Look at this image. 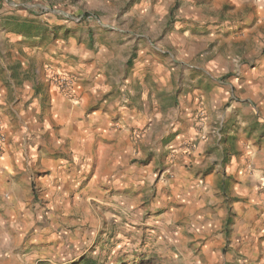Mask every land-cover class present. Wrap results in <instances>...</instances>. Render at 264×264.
<instances>
[{"label": "rangeland", "instance_id": "rangeland-1", "mask_svg": "<svg viewBox=\"0 0 264 264\" xmlns=\"http://www.w3.org/2000/svg\"><path fill=\"white\" fill-rule=\"evenodd\" d=\"M260 13L250 0H0V51L13 83V89H0V158L15 167L5 199L14 192L18 201L6 207L4 264H264V214L248 197L253 189L236 193L250 171L241 167L244 153L237 149L245 137L239 117L226 118L219 128L197 97V117L187 130L192 137L180 144L177 139L188 99L200 91L197 74L185 66L233 58L262 68ZM245 33L249 37L238 41ZM228 67L214 66L212 86L237 84L235 67ZM182 68L187 74L180 76ZM39 74L47 80L40 82L46 91L41 101H47L50 83L68 96L76 83L85 90L80 99L86 115L100 105L115 107L112 133L123 136L117 161L131 167V182L121 179L120 188L100 182L113 157L108 161L94 148L78 163L67 141L60 144L70 151L64 154L72 164L68 184H40L49 173L40 171L37 156L22 157V148L49 145L60 130L48 126L46 106L32 107L36 94L21 92L22 82ZM102 74L114 77L118 89L105 83L94 98L90 91ZM131 74L134 82H126ZM79 75L82 81H76ZM0 79L6 82L3 71ZM257 80L250 100L257 104V124L261 120L258 144L264 138V68ZM232 91L220 105L224 114L233 104H249L239 102L242 93L234 86ZM126 110L134 122L121 128L118 117ZM37 114L45 123L41 136L32 120ZM92 132L86 128V135Z\"/></svg>", "mask_w": 264, "mask_h": 264}, {"label": "crops", "instance_id": "crops-1", "mask_svg": "<svg viewBox=\"0 0 264 264\" xmlns=\"http://www.w3.org/2000/svg\"><path fill=\"white\" fill-rule=\"evenodd\" d=\"M250 2H252V5L255 7L256 14L257 12L261 14L260 11L264 10L262 9L264 8V0H250ZM259 4H261V6H259ZM257 9L259 10L257 11ZM248 37V33H245L244 37H238L237 40H246ZM0 54L3 58V60L0 59V77L1 71H3L6 76V82L2 83L0 79V89L4 90L5 86H7L8 89H13L12 80L8 78L10 77V75H12L11 66L5 59L2 51H0ZM25 64L22 63L21 65L23 66V70L27 71L25 74H28L30 78L32 76V71ZM6 66H8V68L10 69L9 72L6 69ZM214 66L218 67L219 69H228V66H230V68L235 67V76L239 77L238 79L240 80H237V84L226 86L224 85L225 90L219 89L216 86H212L213 83H216V81L214 80ZM185 67L194 69L193 71L197 74L194 78V81L197 83L199 82L200 91H197L196 95H193V97L190 98L191 100L188 99L185 109V113H188L187 119L181 117V120L179 121V123H181L178 124L180 126L177 135L179 144L189 141L192 137V129L190 131L187 130L188 127L192 128V121L197 117L194 111L196 109L198 99L195 100V98L202 97L201 104L204 103L205 115H207L210 120L213 119L214 115V119L217 120V125L219 126V128L221 127V124L225 122L226 118H229L230 116L233 117L236 114L239 117L238 125L242 128V130L239 128V131L245 130V137L242 138L237 147V149L241 150L244 153L241 167L245 170L246 164V168H250V171L247 172L248 175L246 174L243 178H241V184L237 185L236 193L246 195L249 194V191L253 189L254 191L252 190V193L249 194L248 197L252 202H254V204L257 203V214H264V138H261L262 140L257 144V137H259L257 136V127H261V120H258L257 124V104L253 105L250 100L255 99L253 93H257V73L263 71L264 66L262 68H257V65H246L244 64V62L236 64L235 60L231 58L227 62H219L210 66H208V64H204L198 65L197 67ZM28 70H30V72ZM59 71H64V69L60 68ZM50 72H52V70H49L45 74V76L48 77ZM179 72L180 76L187 74V71L184 69ZM147 74L151 78L148 79L153 80L154 77L152 73ZM145 75L146 74H144L143 77H145ZM133 76L134 75L131 74L129 78H126V82H134ZM82 77H84V75H81V78L79 75V79L76 81H82ZM33 78L34 79H32L31 83L22 82L21 92L25 95H29L32 93L36 94L37 97L33 99L34 102L32 103V107L36 109L37 105L38 108L41 105L46 106L47 112L49 113L46 117L48 126H56L60 130V139H52L49 142L51 143L49 145H45L46 142H44L43 145L39 147L37 145L34 148H31V146H28L27 149L25 146L22 148V157L24 156L26 159H28L29 156H37L39 160L40 171L44 169L47 173H49L47 176H44V178H39L40 184L42 186H45L46 184L52 185L53 183H60V186L62 188H64V186L68 184V175H70L69 170L71 169L72 164L67 161L64 154L67 152L66 157H68L70 155V151L67 144L66 146H64L65 143H63L62 145L60 144L67 141H71V143L73 144V148L70 150L72 151V154L75 155V158H77L78 163H80V157H83L88 153L90 154L94 148H96L97 151H100L102 154L101 157L107 158L108 161H110L113 157V160L115 162H113L112 160L110 162H107V164H112L111 170L106 169V171H103L105 172V174L103 173L101 175L105 176L100 177V182H109L108 185H110L111 183V186L114 188H120L118 184L122 182L121 179L126 182H131V167L126 164L123 167V165L119 164V162L117 161V155L120 150L119 142L123 140V136L121 135V133H112L114 132V130L111 129V121L115 120V115L118 113L114 109L115 107H104L100 105V108L93 110L86 115L85 107L82 104V99H80V96L84 98L85 90L81 87V85L79 86L76 83H74L73 85L75 93L73 92L69 96L67 95L68 93H59L56 87H54L53 84L50 83L47 91V101H41L40 97L43 90L40 89V82L45 81L46 79H42L41 74H39V76H33ZM138 79L140 78H137V80ZM86 80L87 82L85 81V83H83L84 85H88V81H90L91 79ZM141 82L142 81H140V83ZM105 83L106 85L113 83V85L110 87L112 89L114 87V83L116 84L117 82H115V78L110 74H108V76H106L105 74L99 76L98 80H96L94 88L90 91V93L93 94L94 98H96L99 93H103L102 88L104 87ZM76 85H78L77 88ZM101 85L102 88L97 90L96 87H101ZM233 86L236 91L235 93H242L241 97L243 99H240L239 102L245 100L249 104H233V107H229L230 109H227V112L224 114L220 111L219 108L220 105L223 104L222 101L226 99H224V97L229 96L230 93L233 94ZM116 89H118V87L115 86L114 90ZM43 92L44 94H46V91ZM71 96L74 97V99H71ZM204 97H206V99ZM232 99H234L233 96ZM23 102L25 103V101ZM109 104H112V102H110ZM213 105H215L217 108L215 109L214 114L210 112L213 109ZM9 108H11V105L9 106ZM113 109L114 111H112ZM31 116L32 109H30L28 113V117L31 118ZM32 120L34 122V130L39 131V133H37V136H41V134L43 133L42 128L43 130H45V123H42V118L39 114H37V116H33ZM133 122L134 116L132 115V113H130L128 110H126L125 112H120L117 124L119 123V125H121V128H130V126L133 125ZM2 127H4V129L6 128L5 125H3ZM86 128L88 131H93L91 135H86ZM124 133L128 135L129 129H127ZM125 137L126 139H128L127 136ZM217 137L220 136L217 134ZM204 144L206 145L207 142H205ZM27 150H29V155H27ZM196 150L197 149L195 148V151ZM55 154H59V156ZM5 156H7V153L5 154ZM3 158L4 157L0 158V160H2V162L0 161V264H4L5 262L6 240L8 236L6 225L7 217H10V215L7 213L8 211L6 207L9 204L16 205L18 203L16 199L14 200V192L11 195L12 199H9L8 201H6L5 199V185H7V180L11 179V173L13 172V169H15V167L8 164V162L4 161ZM79 168L80 166L78 165V170ZM112 172L113 176L110 178V173ZM116 177H120V180L117 179V181L114 182L113 179H115ZM92 184H95V182ZM256 189L257 196L255 195ZM243 206L246 207V205ZM248 207L250 208V206Z\"/></svg>", "mask_w": 264, "mask_h": 264}]
</instances>
